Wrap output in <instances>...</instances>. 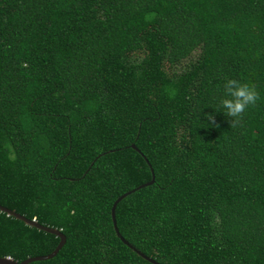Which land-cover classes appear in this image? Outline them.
<instances>
[{"label":"trees","instance_id":"trees-1","mask_svg":"<svg viewBox=\"0 0 264 264\" xmlns=\"http://www.w3.org/2000/svg\"><path fill=\"white\" fill-rule=\"evenodd\" d=\"M226 79L261 97L235 128ZM149 169L113 208L129 246L264 264V0H0V206L64 238L27 264H151L109 216ZM57 241L0 211V257Z\"/></svg>","mask_w":264,"mask_h":264},{"label":"clouds","instance_id":"clouds-1","mask_svg":"<svg viewBox=\"0 0 264 264\" xmlns=\"http://www.w3.org/2000/svg\"><path fill=\"white\" fill-rule=\"evenodd\" d=\"M260 99V93L254 85L242 83L237 79H226L219 107L223 109V114L230 118V127L235 128L243 119L247 109L255 107ZM207 120L219 127L212 115H208Z\"/></svg>","mask_w":264,"mask_h":264},{"label":"water","instance_id":"water-1","mask_svg":"<svg viewBox=\"0 0 264 264\" xmlns=\"http://www.w3.org/2000/svg\"><path fill=\"white\" fill-rule=\"evenodd\" d=\"M130 147L132 149H134V147L132 145H130ZM149 172H150V179L143 183V184H140L136 187H134L133 189L129 190V191H126V192H123L122 194H120L119 196H117L113 202L111 203L110 205V208H109V216H110V221H111V225H112V229L114 231V234L115 236L125 245H127L132 251H134L138 256H140L141 258L145 259L146 261H148L149 263L151 264H158L156 262H154L152 259L148 258V257H145L144 255H142L140 252H138L137 250H135L134 248H132L131 246H129L124 240H122V238L119 236V234L117 233V230L115 228V224H114V218H113V208H114V205L121 199L123 198L124 196H126L127 194L133 192L134 190H137L139 188H142L146 185H149L152 183L153 181V175L151 173V170L149 169ZM0 211L4 212L5 214L7 215H10L12 217H14L15 219L21 221L22 223L28 225V226H31V227H34L38 230H41V231H44V232H47V233H50L54 236H56L58 238V241L56 243V245L54 246V248L46 255H42V256H32V257H26L24 258L23 260L19 261V262H16L14 260H11L10 258L8 257H0V264H27L31 261H36V260H44V259H48L50 257H52L55 252L59 249V247L62 245L63 243V236L56 230L54 229H51V228H47V227H44V226H41V225H38L36 224L35 222H32L30 220H27L25 219L24 217L14 213L13 211L11 210H8L6 208H3L0 206Z\"/></svg>","mask_w":264,"mask_h":264}]
</instances>
